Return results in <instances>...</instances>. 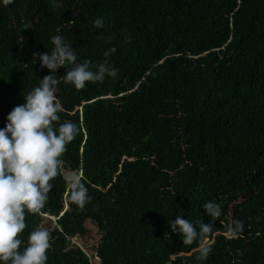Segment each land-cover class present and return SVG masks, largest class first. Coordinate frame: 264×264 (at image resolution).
Wrapping results in <instances>:
<instances>
[{"label": "trees", "instance_id": "obj_1", "mask_svg": "<svg viewBox=\"0 0 264 264\" xmlns=\"http://www.w3.org/2000/svg\"><path fill=\"white\" fill-rule=\"evenodd\" d=\"M54 35L93 65L117 49L108 58L115 78L82 90L60 79L57 123L80 128L62 157L67 171L103 189L126 179L113 217L128 247L122 264H264V0H9L0 5V128L50 74L33 53L51 51ZM50 183L22 241L46 227L47 264H105L102 214L72 204L62 176ZM208 201L223 215L200 261L197 243L183 245L168 222L209 223ZM233 219L243 223L236 235L227 231Z\"/></svg>", "mask_w": 264, "mask_h": 264}, {"label": "clouds", "instance_id": "obj_2", "mask_svg": "<svg viewBox=\"0 0 264 264\" xmlns=\"http://www.w3.org/2000/svg\"><path fill=\"white\" fill-rule=\"evenodd\" d=\"M8 3L9 0H0V5ZM50 3L58 7L59 0H50ZM92 23L97 29L104 27L100 17ZM50 44L51 51L33 53V62L39 61L50 74L24 95L25 103L15 106L7 115L5 126L0 128V264H47L50 231L37 226L29 232L26 242L20 237L27 227L26 215L38 214L45 206L53 188L50 181L58 175L65 182L67 198L72 204L83 207L91 199L79 172L64 168L62 157L80 134V128L71 120L57 123L61 120L59 113L64 111L57 96V85L62 79L75 90H82L88 83L115 78L118 70L108 58L117 49H106L105 59L93 65L88 59L80 61L72 44L62 35L52 36ZM61 67L66 69L62 77L56 75ZM202 208L211 217L207 224L201 222L196 226L180 215L168 222L171 232L180 235L183 245L197 243L200 261L206 260L212 251L206 239L214 231L215 221L223 215L215 202H205ZM242 230V221L235 219L227 229L231 235Z\"/></svg>", "mask_w": 264, "mask_h": 264}, {"label": "rangeland", "instance_id": "obj_3", "mask_svg": "<svg viewBox=\"0 0 264 264\" xmlns=\"http://www.w3.org/2000/svg\"><path fill=\"white\" fill-rule=\"evenodd\" d=\"M119 180V182L106 189L89 180L85 183L91 197L85 205L92 211L101 213L107 224L106 230L108 231L109 242L108 246L103 250V256L101 257L104 258L105 264H122L128 249L127 244L120 239L118 231L113 224V217L115 215L114 201L126 194L123 188L126 179ZM47 215L53 220L56 218L51 211H48ZM88 228L90 230V243L94 244V246L99 245L102 238L101 233L92 223L88 224ZM95 254L98 255L96 252Z\"/></svg>", "mask_w": 264, "mask_h": 264}]
</instances>
